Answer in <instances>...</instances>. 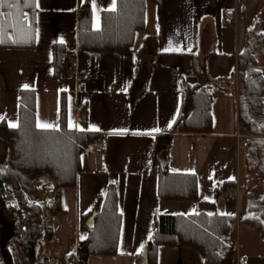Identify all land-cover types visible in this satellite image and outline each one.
<instances>
[{
	"label": "crops",
	"instance_id": "0c3cea01",
	"mask_svg": "<svg viewBox=\"0 0 264 264\" xmlns=\"http://www.w3.org/2000/svg\"><path fill=\"white\" fill-rule=\"evenodd\" d=\"M83 2L21 0L14 7L0 5L4 14L0 16L4 22L0 117L6 126L17 125L18 92L30 89L36 128L37 121L59 127L62 100L66 127L95 138L77 156L74 185L59 193L60 211L41 213L51 235L37 240L38 257H45L47 264H136L156 215H190L200 201L213 202L218 214L235 216L233 253L226 264H264V241L250 226L237 224L252 201L245 194L246 146L239 147L235 138L237 131H243L237 122V64L253 17L264 11V0L237 5L233 0H145L143 28L134 32L128 52L77 49V17ZM113 5L115 0H88L92 29L99 28L101 14L112 11ZM233 6L234 23H221L223 11ZM17 14L21 23L13 30L11 21ZM55 43L63 46L58 76L52 65ZM69 59L73 60L71 74L66 71ZM195 66L200 72L194 71ZM204 84L214 90L210 132L171 135V124L187 107L183 89ZM92 127L100 131H91ZM97 143L102 145L98 153L94 152ZM165 148L171 172L194 175L196 200L158 198L154 157ZM43 179L48 182L44 188L40 187ZM37 181V192L27 200L46 206L52 202L53 183L45 176ZM218 182L237 184V194L223 201L216 195ZM109 186L114 187L119 216L116 252L77 256L78 243L82 242L84 253L92 234L88 231L91 211L95 207L100 211ZM244 249L248 252L239 254ZM156 264L205 263L188 246L158 244Z\"/></svg>",
	"mask_w": 264,
	"mask_h": 264
},
{
	"label": "trees",
	"instance_id": "16d2710c",
	"mask_svg": "<svg viewBox=\"0 0 264 264\" xmlns=\"http://www.w3.org/2000/svg\"><path fill=\"white\" fill-rule=\"evenodd\" d=\"M144 2L115 0V10L103 12L99 28L92 29L88 0H84L77 17V49L130 51L134 32L143 28ZM260 25H264L263 21L256 19L249 28L236 73L237 122L251 140L255 136H261L264 140V124L259 123L264 114V72L254 67L256 52L264 54V26L259 30ZM62 54L63 46L53 44L54 76L60 73ZM194 71L200 72V69L195 66ZM183 91L187 96V107L185 105V110L183 107L180 109L171 124V135L210 132V97L214 90L204 84L186 85ZM18 102L17 127L9 128L0 119V144L4 148L0 162V264H47L46 258H39L36 253L39 237L49 238L51 235V229L42 224L41 213L44 209L51 214L60 211L59 193L63 188L74 185L77 156L95 138L66 127L62 100L59 130L34 126L32 90H19ZM251 140L244 149L248 163H252L251 155L254 152ZM154 159L158 164L159 199L196 200L194 175L171 172L166 148L160 150ZM40 176L47 177L54 187L52 202L46 206L27 200V196L37 192V179ZM7 191L13 197V203L5 201ZM114 194V187L109 186L100 211L96 207L91 211L92 223L88 231L92 234L86 241L84 253L80 249L82 242L78 243L77 256L116 252L119 216ZM234 224L235 216L218 214L213 202L197 201L190 215H156L150 234L136 256V264H156L158 244L188 246L202 257L205 264H226L233 253ZM237 224L249 225L264 241V193L246 206L245 213L238 216Z\"/></svg>",
	"mask_w": 264,
	"mask_h": 264
},
{
	"label": "rangeland",
	"instance_id": "374dc122",
	"mask_svg": "<svg viewBox=\"0 0 264 264\" xmlns=\"http://www.w3.org/2000/svg\"><path fill=\"white\" fill-rule=\"evenodd\" d=\"M253 18H255V20L258 19L264 21V11L262 12L260 11L259 13L255 14ZM263 26L260 25L258 29L259 30L263 29ZM254 67L259 69L261 72H264V54L260 51L256 52V61ZM259 123L264 124V114L261 120L259 121ZM250 142H251L250 144L254 146V152L251 155L252 163L250 162L248 163L247 161H245L243 167L245 169L243 170V173H244L245 190H246V193L245 192L244 193L247 195V199H249L250 201H255L259 199L261 195L264 193V140L261 136H255V138H252ZM241 153H242V149L240 150V154ZM3 155H4V148L0 144V162L2 161ZM45 183L48 182L46 179H43L41 181V184L40 182H38V185L40 184V187L44 188L47 187L44 185ZM5 201L7 203L14 202V199L9 191L6 192ZM241 206L242 205L240 204L239 207L240 210H242ZM243 225L249 226L247 224H242V226ZM243 252H248V251H246L245 249L239 250V254L242 255ZM241 255L240 257H242Z\"/></svg>",
	"mask_w": 264,
	"mask_h": 264
},
{
	"label": "built area",
	"instance_id": "2783aa9c",
	"mask_svg": "<svg viewBox=\"0 0 264 264\" xmlns=\"http://www.w3.org/2000/svg\"><path fill=\"white\" fill-rule=\"evenodd\" d=\"M246 0H233V5L237 4H243ZM235 17V9L234 6L231 8H227L223 11V17L220 19V22L223 24L231 25L234 23ZM66 71L71 74L73 72V60L69 59L66 63ZM234 79H236L234 77ZM220 82H224L223 80H220ZM235 138L237 140L239 147H245L249 140L250 135L243 131H237L235 134ZM102 150V145L100 143H97L94 147V152L98 153ZM215 191L218 193V195L223 199V201H228L229 197L231 195H236L238 192V186L237 184L228 185L224 182H218L215 186Z\"/></svg>",
	"mask_w": 264,
	"mask_h": 264
},
{
	"label": "snow or ice",
	"instance_id": "6c2138e0",
	"mask_svg": "<svg viewBox=\"0 0 264 264\" xmlns=\"http://www.w3.org/2000/svg\"><path fill=\"white\" fill-rule=\"evenodd\" d=\"M20 0H15V4H10L8 5L7 4V0H0V5H7L8 7H14L16 6V4H19ZM25 6H27V4H25ZM37 7H39V5L37 4ZM113 10L114 9V5H113ZM4 14L3 13H0V16H3ZM9 18L13 17V14L12 13H8L7 14ZM24 16V19L26 20L27 19V13H24L23 14ZM21 23L20 19H19V14H17V16L15 17V19H13L11 21V26L13 28V30L16 29V26L17 24ZM98 27V23L96 25ZM4 34V22H0V36H3ZM0 42H2V40H0ZM16 40H13V43H15ZM61 43H63V41L61 40ZM25 87H27V85H25ZM0 119H3V117H0ZM37 128L39 129H53L55 128L56 130H59L58 126L57 125H54L52 123H48V122H40V121H37ZM9 127L10 128H15L17 127V125L15 123H12V122H9ZM69 127H73L72 123H71V120L69 121ZM75 127H79L78 125H76ZM81 131H83V129H80ZM91 131H100L99 128H96V127H92L90 129ZM120 132H126L127 130L126 129H121L119 130ZM153 131H159V129H154ZM150 134V133H149ZM222 215H225V214H222ZM83 238V237H82ZM141 247H143L141 245Z\"/></svg>",
	"mask_w": 264,
	"mask_h": 264
}]
</instances>
